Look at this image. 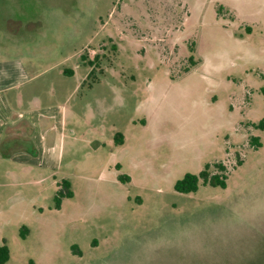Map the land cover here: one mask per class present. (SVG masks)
<instances>
[{
  "label": "rangeland",
  "instance_id": "374dc122",
  "mask_svg": "<svg viewBox=\"0 0 264 264\" xmlns=\"http://www.w3.org/2000/svg\"><path fill=\"white\" fill-rule=\"evenodd\" d=\"M8 61L29 78L0 100L65 103L77 127L61 159L48 137L0 153L6 264H264V0H0ZM219 164L225 188L176 191Z\"/></svg>",
  "mask_w": 264,
  "mask_h": 264
},
{
  "label": "crops",
  "instance_id": "0c3cea01",
  "mask_svg": "<svg viewBox=\"0 0 264 264\" xmlns=\"http://www.w3.org/2000/svg\"><path fill=\"white\" fill-rule=\"evenodd\" d=\"M45 41L48 39V36H44ZM26 41L17 44L19 50L21 52L22 48H26L27 50L23 53L24 55H34V51L31 49L33 46ZM28 46V47H27ZM54 54V51L45 50L44 56L48 58V56ZM17 55H20L17 53ZM16 55V56H17ZM81 59H84V56H81ZM91 61V58H90ZM91 63V62H89ZM78 69L81 68V65L78 64ZM62 75L66 77V79H74L76 77V71L74 69L66 68ZM91 77V73L87 75V78ZM29 78L28 69L24 66L22 62L12 61V62H0V93L10 92L14 88L18 87L20 84H24ZM65 79V80H66ZM60 89L63 92V87L60 85ZM59 95V88L56 90V95ZM20 99V100H19ZM45 101V103H44ZM57 101V100H56ZM60 102L62 100H59ZM91 101V100H89ZM51 100H40V97H33L31 100H23V96H16V100H8L6 97L0 100V153L10 154L12 152L23 151L26 154L30 153L33 149L35 151H39V149H46L47 146H43V141L48 137L50 141H44L47 144H51V151L56 153V160L61 159L62 154L64 153L65 143L67 140V131L70 130V134L75 136L77 122L73 120V117L65 116V103L62 105H58L55 108L51 107ZM30 106V110L32 107H36L37 112L40 115L34 118L37 125H41L43 128H47L45 132L42 134L41 143L36 141L35 143L30 139L26 138L33 134L36 131V124L34 121L30 119V115L28 113L23 114L22 116L14 107H24ZM56 112V114H54ZM56 115L53 120L52 116ZM40 118V120H39ZM72 118V119H71ZM55 121V122H54ZM55 127L51 130V127ZM51 130L52 132H48ZM28 133V135L26 134ZM49 134H52L49 137ZM260 142V141H259ZM98 147L101 146V143L97 144ZM7 148H10L9 151ZM9 152V153H7ZM5 155V156H6ZM8 156V155H7ZM10 156V155H9Z\"/></svg>",
  "mask_w": 264,
  "mask_h": 264
},
{
  "label": "trees",
  "instance_id": "16d2710c",
  "mask_svg": "<svg viewBox=\"0 0 264 264\" xmlns=\"http://www.w3.org/2000/svg\"><path fill=\"white\" fill-rule=\"evenodd\" d=\"M223 11V8H220L218 10L219 13ZM190 61L193 65H196L197 63H194L193 57L190 58ZM189 70H187L188 72ZM262 94L264 96V87L262 88ZM258 128L264 129V123L261 122L258 126ZM116 142L121 145L123 144V138L121 136H117ZM253 148L258 149L261 147V143L259 142V138H256L254 143L252 144ZM222 174H216V175H210V166L208 165L205 170L200 172L199 175L195 174H186L183 179L178 180L175 184V189L179 193L189 194L193 192H197L199 188L200 181H203L205 184H210L214 187L222 186L223 188L226 187V179L227 176L224 174L226 172V167L224 165H217L216 166ZM119 179L123 182L129 181L128 178L124 176H119ZM63 185L70 188V185L67 181H63ZM59 197L57 198L58 201V208L60 205L61 197H71V192L68 191L65 195L59 192ZM10 260V250L9 247L6 244H0V264H6Z\"/></svg>",
  "mask_w": 264,
  "mask_h": 264
}]
</instances>
